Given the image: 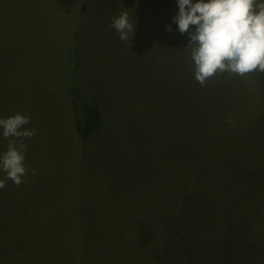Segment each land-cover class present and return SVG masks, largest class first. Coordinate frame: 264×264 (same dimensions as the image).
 <instances>
[{"label": "rangeland", "instance_id": "obj_1", "mask_svg": "<svg viewBox=\"0 0 264 264\" xmlns=\"http://www.w3.org/2000/svg\"><path fill=\"white\" fill-rule=\"evenodd\" d=\"M122 12L136 24L127 42L109 26ZM177 14V0H0V118L27 114L26 128L36 129L25 141L24 182L0 189V264H264V240L249 256L254 232L264 235V73H225L201 92ZM76 85L107 107L87 141L74 130ZM185 90L189 105L203 92L213 103L185 120L171 112ZM231 98L237 118L218 101ZM132 100L147 106L148 119H135L125 135L113 118ZM176 132L196 143L205 134L222 139L201 147L209 154L193 157L192 176L171 180L182 158L155 144ZM10 139L0 134V154ZM30 216L45 230L38 238L28 236ZM74 218L94 224L104 255L81 250L89 231L79 236Z\"/></svg>", "mask_w": 264, "mask_h": 264}, {"label": "clouds", "instance_id": "obj_2", "mask_svg": "<svg viewBox=\"0 0 264 264\" xmlns=\"http://www.w3.org/2000/svg\"><path fill=\"white\" fill-rule=\"evenodd\" d=\"M178 14L173 17L181 34L187 33L196 81L201 86L216 76L228 73L241 78L254 72L264 73V0H177ZM119 39H134L135 26L127 12L111 20ZM171 31V25L166 26ZM30 116L16 113L0 118V134L9 140L7 150L0 154V189L6 180L17 186L28 175L25 152L36 129H28ZM232 124L231 118L226 121ZM35 175V170H32Z\"/></svg>", "mask_w": 264, "mask_h": 264}, {"label": "trees", "instance_id": "obj_3", "mask_svg": "<svg viewBox=\"0 0 264 264\" xmlns=\"http://www.w3.org/2000/svg\"><path fill=\"white\" fill-rule=\"evenodd\" d=\"M110 24H109V26H110ZM111 29H113V28H111ZM177 48H179V47H177ZM75 51L77 53V50H75ZM173 67L175 68L176 64L173 65ZM114 70H115V68H112V72L115 73ZM182 79H181V86L185 89H188L186 87V85H187V82H189V79L186 82H183ZM193 81L195 82V84L198 86V88L201 91L202 86L196 81L195 74L193 76ZM126 84H127L126 81H118L116 83V85H121V86H125ZM184 92L186 93V96H183V98L185 100V102L183 103L184 105L181 103V101H180V104H173V106L171 107V112L176 115L180 111V113L185 116V120L190 118V116L188 115L189 109H190L191 115L193 113L195 114L197 112V110H201V112L205 113L206 108L211 106V103H213V99H208V96H209V95H207L208 92H203L202 95L204 97L197 96L198 100H196L192 105H189L188 100L190 98V93L188 90H185ZM101 101H102L101 97L98 96L96 93L94 94L93 97H91V96L88 97L87 95H85L82 88L79 87L78 85L72 87V89L70 90V102H71V106L73 108V111L75 112V115H76V120L74 123V130H75V133L78 135V137L83 141H87L90 138H92L93 136L97 135L103 126V123L106 119L105 114L107 112V107L104 104V99H103V102H101ZM218 101L220 104H224L228 108L232 107L231 110L233 109L234 118L238 117V114L236 113V111H237L236 107L237 106L235 104L234 98L227 99V100L220 99ZM232 104H233V106H231ZM146 107L147 106L145 104L140 103L138 105V102L133 101V100L128 105L124 101L123 105H118V110H119L118 117L113 118V123H115V124L119 123L122 130L125 132V135H126L130 124L133 123V121L135 119L142 118V117H144L146 120L148 119V113L146 111ZM102 109H103V111H102ZM115 114H116V112H115V108H114V115ZM203 136H202V141L200 140L199 143H196L192 139L183 138V134H181L180 132L173 133V136L171 134H169V135L163 134V137H161L160 141L155 144V146L157 148H159L161 150H169L171 153H173L177 156L179 155L182 158L183 162H180V164L176 168L172 167V169L167 173L171 180L176 179V177H178L179 175H183L182 173H185L187 176H190L192 174L190 172V170L194 166H197L195 160H193V157L198 159V157L199 158L203 157V156L199 155V153H203L205 155L209 154L205 149H203L201 147L211 148L213 146V144L217 142V140L222 139L221 137H217L216 141H215L214 137L207 136V134H205ZM205 143L208 145L207 146H200L199 145V144L204 145ZM182 147L185 151H187V155L189 156L191 163H189L185 159V155L183 152L181 154V151H183ZM207 164L208 163H202V161H200L198 166L205 168L207 166ZM197 184H198V182H197ZM189 194H192V193L190 190H187V195L189 196ZM139 212L143 213L142 211H139ZM35 219H40V217H36V218L33 216L27 217L25 226L30 228V231L28 230V236L33 235L36 238H38L43 234V232H45V230H40L39 228L36 227L38 225L37 223L39 221L35 220ZM84 221H85V223H84ZM84 221L83 220H77L76 218H74V222H76L79 226V231H78L79 236L82 235V232L80 229L81 227H84L85 230L89 231L84 236H85V238L88 237L90 242H87L85 240L87 243L81 245V250H84V251L86 250L91 255L101 257V255L105 254V251H104V247L102 245V242H100L99 244L97 243L96 238H99V237L94 235L93 228L95 226H94V224L87 222L86 218H84ZM40 228H42V227H40ZM91 228H92V230H91ZM176 229H178L179 232L181 231V227L176 228ZM179 232L176 233L175 237L177 235H179ZM254 233L255 234H254L253 240L255 242V248L251 254L249 253L250 257H251V255L254 254L255 251H257L256 249L258 247H261V245L263 244V243H261V241L264 240V235L262 233H259V232H254ZM78 235H77V237H78ZM24 240L26 241V239H24ZM31 240H33V239H31ZM25 241L23 243H25ZM38 241H39V239L34 240L32 243L27 242L25 244V248L26 247H34L35 243ZM247 244H248V247H247ZM247 244L245 246V249H247V252H248L249 243L247 242ZM78 245H79V240L74 239L75 252L73 254H78ZM23 254L25 256V252ZM28 258H30V255H27V259ZM263 260H264V258H263ZM78 264H82V262H79Z\"/></svg>", "mask_w": 264, "mask_h": 264}]
</instances>
